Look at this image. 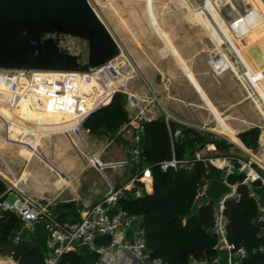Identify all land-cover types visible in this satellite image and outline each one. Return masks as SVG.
Listing matches in <instances>:
<instances>
[{"label": "rangeland", "instance_id": "rangeland-1", "mask_svg": "<svg viewBox=\"0 0 264 264\" xmlns=\"http://www.w3.org/2000/svg\"><path fill=\"white\" fill-rule=\"evenodd\" d=\"M250 1L260 20L257 26L264 28V9ZM91 2L120 43L121 50L115 59L92 70L90 81L83 83L82 88L88 96L85 107L90 106L85 109L94 112L117 97L123 102L127 117L91 132L84 122L92 113L80 118V113L63 112L59 104H53L49 110L50 98L49 101L43 100V105H34L30 109L25 108L22 98L11 107L9 87L4 71L0 70V178L6 185V192L12 187L5 193L7 197L0 200L1 211H5L2 203H11L16 194H22L48 209L53 216L66 214L69 219L80 218L82 212L94 204L84 205L82 200L92 198L97 192H101L104 198L128 184L135 172L143 167L142 162L137 165L131 161V154L138 145L141 149L145 145L141 126L156 114H160L166 124L179 126L172 133L173 140L186 129L205 138V143L187 148L184 159L208 157V145L226 142V146L220 149L214 144L218 156L254 159L264 169V53L254 58L249 50L244 49L264 42L261 37L249 39L242 33L240 38L235 36L233 31L245 32L244 26L235 22L234 17H231L233 23L228 21V12L219 0L206 3L204 0ZM202 9L211 19H205L206 23L201 16ZM238 10L249 25L247 17L250 15H246L250 11L244 6ZM249 27L251 33L258 29L254 25ZM169 30L178 36L181 35L179 32L188 31L192 33L191 40L168 37ZM176 42L195 51L198 62H205L208 66L200 75L205 74L209 85H212L211 80L214 81L215 102L204 94L200 95L203 106L212 116L211 121L179 119L160 102L161 91H167L164 95L178 94V97L181 90H186L184 85H177L170 92L174 81L183 83L187 78L193 82L194 72L180 56ZM60 45L70 53L81 55L83 62L88 60L87 40L66 35L60 37ZM228 46L230 53L225 51ZM256 48L261 50L260 45ZM175 63L179 71L172 70ZM239 63L241 68H238ZM253 131L255 134H248L246 141L241 139L242 134ZM69 159L73 163L68 168ZM34 160L38 162L39 174L48 175L50 181L34 179ZM254 167L258 165L254 163ZM70 170L81 171L72 174ZM43 230V221L31 226L22 223L14 238L19 235L21 240L38 244L36 232L41 235ZM0 259L20 264L13 257L0 256Z\"/></svg>", "mask_w": 264, "mask_h": 264}, {"label": "built area", "instance_id": "built-area-1", "mask_svg": "<svg viewBox=\"0 0 264 264\" xmlns=\"http://www.w3.org/2000/svg\"><path fill=\"white\" fill-rule=\"evenodd\" d=\"M3 71L9 87L11 107H14L25 93H28L36 104H41L43 100L49 101L50 98L51 102L47 106L49 110L53 104H59L58 106L63 112L80 113V118L88 113L89 115L93 113L91 109L83 111L86 108L88 96L82 88L84 82L90 81L89 77L93 75L90 73L92 70L89 73L36 70ZM167 125L170 128L168 122ZM141 132H144V125L141 126ZM142 160V149L138 145L131 154V161L139 165ZM196 161H201L207 168V177L198 184L196 199H206L212 180L210 176L212 167L220 168L223 171L222 182L227 188V192L214 204V220L210 230L217 239L215 250L217 252L227 251L234 258L232 264H243L248 257V251L244 246H238L230 241L228 236L230 219L226 214V202L239 201L241 199L239 187L244 185L258 205L259 213L255 222L260 226L259 235L263 239V243L257 250L264 253V196L259 193L260 185H263L261 187L264 188L263 167L254 159L247 160L239 156L218 155L197 156L193 160L179 159L173 155L171 159L162 162L160 166L163 172H167L170 167L175 169L191 167ZM254 163L258 167H254ZM152 170L151 165H145L134 174L128 184L107 194L100 202L82 212L80 219L76 221H62L53 216L48 209L35 204L22 194H16L11 203L4 202L1 205L3 210L16 214L24 226H31L39 221L44 222L45 231L50 240L45 256L46 264H61L63 255L67 252L77 251L79 246L88 247L105 261H111L119 255L125 260L132 256L141 260L143 264H167L161 258L151 257L147 248L144 228L137 225L140 217L131 214L120 204V200L128 198L130 193L134 196L144 193V188L138 182L153 181ZM232 175L243 176V178L232 182L230 180ZM10 190H12L11 186L8 187L7 192ZM102 237H107L109 243L100 244L98 239ZM14 241L19 243L20 236H15Z\"/></svg>", "mask_w": 264, "mask_h": 264}, {"label": "trees", "instance_id": "trees-1", "mask_svg": "<svg viewBox=\"0 0 264 264\" xmlns=\"http://www.w3.org/2000/svg\"><path fill=\"white\" fill-rule=\"evenodd\" d=\"M127 117V110L121 100H113L94 111L84 122L91 132L101 127L119 122ZM175 125L170 128L164 120L148 121L144 124L146 143L142 148V164L151 165L153 170V192L141 196L131 193L120 204L131 214L142 219L147 248L152 258H161L167 264H190L191 258L201 260L205 256H215L216 237L211 232L213 225L214 201L209 200L196 205L198 184L207 177V168L201 161H196L191 168L170 167L163 172L160 164L175 155L185 157L186 149L206 140L198 132L184 130L178 139H172ZM242 134L243 141L248 134ZM235 140H238L237 137ZM218 149L226 142H215ZM142 167V168H143ZM141 168V169H142ZM140 170V169H139ZM136 173V172H135ZM243 176H230L235 182ZM143 186V182H138ZM241 199L226 202V214L230 219L228 236L238 246H244L248 257L243 264H264V253L258 252L263 239L259 235L260 226L255 222L259 209L257 202L249 195L244 185L239 187ZM6 185L0 178V200L7 197ZM67 221L66 214L57 216ZM80 218H76L74 221ZM22 225L20 218L9 211L0 210V256L13 257L20 264H46L45 253L27 239L14 242V233ZM100 244H108L109 239H98ZM61 264H85L76 252H67Z\"/></svg>", "mask_w": 264, "mask_h": 264}, {"label": "water", "instance_id": "water-1", "mask_svg": "<svg viewBox=\"0 0 264 264\" xmlns=\"http://www.w3.org/2000/svg\"><path fill=\"white\" fill-rule=\"evenodd\" d=\"M66 35L88 41L86 62L60 45ZM120 50L91 0H0V70L89 73Z\"/></svg>", "mask_w": 264, "mask_h": 264}, {"label": "crops", "instance_id": "crops-1", "mask_svg": "<svg viewBox=\"0 0 264 264\" xmlns=\"http://www.w3.org/2000/svg\"><path fill=\"white\" fill-rule=\"evenodd\" d=\"M208 0H204V2L206 3ZM221 3H223V7L225 8L226 13L228 12L229 16L227 19H229L228 21H232V23L235 22H240L241 24H243V29H245V32H236L233 31V34L237 37H241L239 34H244L246 35L247 38L249 39H253L254 37H261L262 41H264V28H262L261 26L258 27L257 25H259V18H257V15L254 14V8L251 4L250 0H236V3L234 2V0H219ZM253 3L255 4V6L260 7L262 10L264 9V0H252ZM244 6L245 10L248 9L249 14L246 15L249 16L248 18V22L250 23L249 25H254L255 27H257L258 29L255 31V33H251L249 32V25H247L246 21L244 22L243 20L245 19L244 17H241V14L239 13L238 7ZM252 7V9H251ZM229 8V9H228ZM201 16L203 18V21L206 23V20H211L207 15H204L205 11L202 9L200 10ZM235 15V16H232ZM231 15V16H230ZM231 17H234L235 20L233 21L231 19ZM206 19V20H205ZM226 19V17H225ZM226 19V21H227ZM185 20V19H184ZM229 23V22H228ZM248 31V32H247ZM170 36L168 37H174V38H178L179 36L182 38H186L189 40H191L190 38L192 37V33H188V31H183L179 32V34L181 33V35H176L173 34L171 30L168 31ZM174 32V31H173ZM211 32V36L213 35L212 30H210ZM178 33V32H176ZM248 33V34H247ZM173 34V35H172ZM214 36V35H213ZM212 36V37H213ZM214 38V37H213ZM226 44V42H223ZM177 45V42L175 43ZM257 45H260L261 50L259 51L258 48H256ZM178 48V52L180 54V56H183L185 58V62L187 63L188 68L194 72V78H193V82L192 80L189 79H184L183 83L181 82H175L173 84H171L170 86V92L171 89H173V86H180V85H184V87H186V90H181V94L180 96L177 97V95H173V94H168V95H164L165 93H167L166 90H164V92H160L161 94H163L162 97H160V102L163 104V107L170 112L171 114H173L175 117L177 116L179 119L182 120H188V121H198L201 120L202 122H208L212 120V116L208 113V110L203 106V102H202V98H201V94H204L208 99H210L213 103L215 102V95L213 93V85L214 81L211 80L212 85H209L208 81L209 79L204 77L205 74H201L200 72L207 70L208 66L207 64H205V62H198V58L194 57L195 55H197V53L195 51H193L192 49L188 48V47H182L180 45H177ZM263 48V49H262ZM230 47L228 46V48L225 50L226 52L230 53ZM245 51L249 52L252 54V56L255 58L257 57H261V55L264 53V42L262 43H256L253 46L248 48H245ZM174 65V64H173ZM239 67L240 63L238 64ZM172 70H176L179 71L180 69L178 68V66H172L171 67ZM179 79V78H178ZM178 83H182V84H178ZM212 86V87H211ZM160 90H162V87L159 86ZM165 96V97H164ZM171 96L173 98H171ZM87 109L90 108V106L86 107ZM84 109L83 111L87 110ZM153 120H163L161 119V115L160 114H156V117L152 118L150 121ZM175 125V129L179 128V126ZM181 128V127H180ZM207 152L209 156H214L217 155V151H216V147L214 144L208 145L207 146ZM67 165V164H66ZM69 166V165H68ZM32 167L34 168L32 170V176L34 177V179H36V181L41 180V182H48L51 180V178H48V175L46 174H39L38 171V162L34 160ZM191 168V167H189ZM71 171V170H70ZM81 170H72L71 173H75L79 172ZM222 173V175H221ZM71 174V175H72ZM210 176L212 177L210 186H209V190L207 193V197L206 199H201L198 200L196 199V205H201L204 202H207L209 200L214 201V203L220 198L222 197L226 192H227V188L224 185V183L222 182V177H223V171L220 168L217 167H212L210 170ZM73 177V175L71 176ZM75 177V175H74ZM142 188H144V193H152L153 192V181L150 180H146L143 182V186H141ZM143 193V194H144ZM259 193L260 195L264 196V188L260 187L259 188ZM143 194H138L136 196H141ZM103 199L102 193L97 192L96 194H94L92 196V198L90 199H84L82 200V202H84V205H91L92 202L94 203L93 205L97 204L98 202H100ZM96 201V202H94ZM91 205V206H93ZM90 206V207H91ZM75 219H67V221H74ZM141 222L142 219L140 218V221L137 223V225L141 226ZM35 225V224H34ZM143 227V226H142ZM34 228V226H33ZM37 233V245L42 249V251L45 253V255L48 252L49 249V245H50V240L46 234V231L43 230L42 234H38ZM78 255H80L85 264H131L130 260L127 259H123L121 258L119 255L115 256L111 261H105L102 259V257L91 251L88 247L86 246H79L77 248V251H75ZM201 263H198L200 262ZM234 261L233 256H231L227 251L225 250H221L219 252H217V255L209 257V256H205L204 258H202L201 260H198L196 258H191L190 260V264H232Z\"/></svg>", "mask_w": 264, "mask_h": 264}, {"label": "bare ground", "instance_id": "bare-ground-1", "mask_svg": "<svg viewBox=\"0 0 264 264\" xmlns=\"http://www.w3.org/2000/svg\"><path fill=\"white\" fill-rule=\"evenodd\" d=\"M22 98H23V100L25 101V108H26V109L33 108L34 105L38 107V104H36V103L34 102V100L32 99L31 95H24ZM62 153H63V152H62ZM58 154H59V153H58ZM60 155H61V153H60ZM60 155H58V156L60 157ZM63 158H64V154H63ZM65 158H66V156H65ZM69 158H70V157H69ZM67 159H68V158H67ZM61 160H62V158H61ZM63 161H64V160H63ZM65 161H66V160H65ZM70 163H73L71 159H69V160L67 161L66 164H68V165H72V164H70ZM63 164H64V163H63ZM70 167H71V166H70ZM68 168H69V166H68ZM67 178H69V177H67ZM0 264H14V262H13V261H6V260H4V259H0Z\"/></svg>", "mask_w": 264, "mask_h": 264}]
</instances>
